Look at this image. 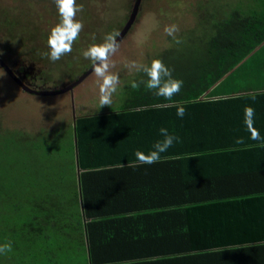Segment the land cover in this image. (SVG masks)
<instances>
[{
    "label": "trees",
    "instance_id": "1",
    "mask_svg": "<svg viewBox=\"0 0 264 264\" xmlns=\"http://www.w3.org/2000/svg\"><path fill=\"white\" fill-rule=\"evenodd\" d=\"M257 3L248 15L234 10L212 24L204 20L207 27L200 36L188 37L183 53L162 56L163 62L171 60L164 64L173 78L183 81L172 101L157 97L144 84L133 89L131 83L123 86V96L119 94L123 100L119 109L93 115L105 118L99 122L77 118L75 127L61 125L65 129L60 135L47 128L32 135L0 132V245H12L11 252L0 254L2 264H112L145 258H156L161 264H264V171L250 178L246 172L230 169L228 157L218 153L237 143L227 135L251 133L241 121L244 107L238 109L237 102L264 101V94L245 92L257 78L256 72L248 70V61L264 49V0ZM147 79L139 72L132 82ZM157 104L183 105L186 114L180 118L176 107ZM161 128L180 138L155 163L178 169V187L173 185L162 194L163 199L177 201L138 202L122 208L123 201L110 208L92 203L93 191L84 179L99 168L109 172V166L136 164L135 152L151 150L162 139ZM254 128L264 130L262 117L254 119ZM40 132L47 134L42 144L37 141ZM260 137L248 144L264 145ZM62 148L70 156L58 171L65 180L45 179L49 160L65 156L60 155ZM75 152L79 168L87 170L79 179L84 213L91 218L86 230ZM36 178L42 181L39 187H33ZM27 179L30 182L23 183ZM143 211L177 213V235L158 237L165 248L162 252L114 251L113 246L121 243H114L117 236L106 229L103 216ZM100 228L105 230L101 233Z\"/></svg>",
    "mask_w": 264,
    "mask_h": 264
},
{
    "label": "rangeland",
    "instance_id": "2",
    "mask_svg": "<svg viewBox=\"0 0 264 264\" xmlns=\"http://www.w3.org/2000/svg\"><path fill=\"white\" fill-rule=\"evenodd\" d=\"M136 3L137 0H77L82 11L76 18L82 21L83 31L73 44L72 52L52 62L42 53L49 50L50 30L60 19L53 0H0V59L21 83L36 92L58 91L88 73L72 89L42 96L24 91L0 66V132L32 135L47 128L60 135L65 129L61 125H70L74 117L119 109L123 100L118 97L123 86L130 85L138 73L129 71L125 67L127 62L134 60L150 65L153 59L162 60L164 54L183 53L188 37L200 36L201 30L207 27L204 20L212 24L218 18H228L234 10L248 15L258 5L257 0H142L127 35L109 57L114 65L111 71L119 74L120 83L111 105L101 108L100 80L94 73L92 61L85 59L83 52L93 44L103 43L107 34L123 32L132 19ZM223 21L226 20L219 22ZM173 24L179 27L176 36L182 40L180 44L164 32L166 26ZM45 136L47 134L42 132L37 134L39 144ZM60 151V155L65 156L55 157L46 164L51 168L46 170L44 178L53 182L65 180L58 171L60 165L65 166L70 159L64 148ZM28 182L30 179L23 183ZM35 182L33 187L42 181L36 178Z\"/></svg>",
    "mask_w": 264,
    "mask_h": 264
},
{
    "label": "crops",
    "instance_id": "3",
    "mask_svg": "<svg viewBox=\"0 0 264 264\" xmlns=\"http://www.w3.org/2000/svg\"><path fill=\"white\" fill-rule=\"evenodd\" d=\"M248 70L252 73L256 72V81L250 83V87L245 91L246 93H260L264 94V49L260 53L251 57L248 61ZM241 105H230L236 106L238 109L244 107L240 112L242 115L241 121H245V109L251 107L255 111L254 119L263 118L264 120V101H246L244 103L237 102ZM229 106V105H228ZM239 110L235 112L238 115ZM261 115V116H260ZM92 118L104 120L98 116L87 115L74 117L72 121L73 127L77 118ZM107 119V118H106ZM126 122L128 121L126 119ZM235 129L240 132V128L236 122L233 123ZM259 134L264 137V130L257 129ZM125 129L122 130L123 133ZM115 132H121V130L115 129ZM232 135V136H231ZM230 136V138L228 137ZM226 137L229 140H242V143H234L232 148L228 150H218L220 156L224 158L228 157L225 161L228 162V167L235 171L246 172L250 175V178L256 175L253 173L264 171V145L263 144H248L251 139V133L240 132L229 134ZM76 136L74 135V144H76ZM227 152V153H223ZM226 154V155H223ZM219 156V157H220ZM215 155H212V158ZM220 160V158H219ZM75 170L77 179V191L80 208L82 209V218L86 230V225L91 218H87L84 213V198L80 194L79 179L81 173L87 170H81L77 164V153L75 152ZM224 161V162H225ZM137 164V163H136ZM130 167L129 169H125ZM108 169V168H107ZM103 168L97 169L96 174H91L86 177L87 186H91L93 194L91 193V202L97 205L106 204L118 205L122 203V207H129L132 204L140 202H148L152 205H159L161 202H175V198L163 199L165 189H173L178 187L179 176L177 175L178 169L173 165L165 164H152V165H138V166H126L116 167V165L109 166V172ZM123 190V191H122ZM171 196V195H170ZM168 196V197H170ZM106 202V203H104ZM129 202V203H127ZM110 208V207H109ZM158 212V213H157ZM147 213L143 212H123L120 216H112L107 214L103 216L107 219V230L117 236V242L121 245L113 246L114 251L130 250L132 252L144 253L146 251L162 252L164 246L159 243L158 237L161 235H177V213L172 211H157ZM147 215V216H146ZM209 227V226H208ZM102 233V230L99 229ZM194 230V229H191ZM110 235V234H109ZM87 248L89 249L88 240H86ZM176 243V242H175ZM112 264H161L156 258L148 259H134V260H123L122 262H114Z\"/></svg>",
    "mask_w": 264,
    "mask_h": 264
},
{
    "label": "clouds",
    "instance_id": "4",
    "mask_svg": "<svg viewBox=\"0 0 264 264\" xmlns=\"http://www.w3.org/2000/svg\"><path fill=\"white\" fill-rule=\"evenodd\" d=\"M56 5L59 22L50 30L48 36V51L42 53L50 61H59L63 56L72 52L73 44L79 38L83 31L84 25L78 20L77 14L82 11V6L77 4V0H53ZM166 35L173 38L175 43L180 44L182 40L178 39L176 33L179 32V27L175 24L166 26L164 29ZM119 32L109 33L105 36L104 42L101 44H93L83 52L85 59L92 61L95 75L100 80L99 85V103L101 108L109 106L112 103V96L116 92L120 83L119 74L111 71L114 67L110 63L109 57L114 54L119 47L117 37ZM129 71L143 72L147 76V80L139 82L133 81L131 87L139 88L140 84H144L148 90H154L157 97L163 98L164 101H172V98L177 95L182 86L183 81L173 78L172 70L164 64L161 59H153L150 65H145L137 61H129L125 64ZM176 107L177 116L183 118L186 110L183 105L179 104H157L156 107ZM255 111L251 107L245 109V124L251 132V139L260 140L259 131L254 128ZM161 140L156 141L152 149L147 153L137 150L135 157L138 165H152L160 162L161 155L165 153L174 143L180 142V138L170 134L166 128L159 130ZM242 140H237V143H242ZM123 164H118L116 167H123ZM12 251L11 243L0 245V254H6Z\"/></svg>",
    "mask_w": 264,
    "mask_h": 264
},
{
    "label": "water",
    "instance_id": "5",
    "mask_svg": "<svg viewBox=\"0 0 264 264\" xmlns=\"http://www.w3.org/2000/svg\"><path fill=\"white\" fill-rule=\"evenodd\" d=\"M142 2V0H137V3L134 7V13L132 15V19L129 21V23L126 25L125 29L123 30V32H120L119 36L117 37V41L121 42L123 40V38L127 35L129 28L132 26V23L135 21L138 12H139V6L140 3ZM0 66L7 72V74L26 92L30 93V94H34V95H42V96H48V95H56L59 94L63 91L66 90H70L72 89L73 86H75L76 84L80 83L86 76H87V72L85 74H83L80 78H78L75 82H73L71 85H68L67 87L63 88L62 90H58V91H49V92H36L33 91L31 89H29L28 87H26L23 83H21V81L12 73L11 69L9 67H7V65L0 59ZM76 145V144H75Z\"/></svg>",
    "mask_w": 264,
    "mask_h": 264
}]
</instances>
